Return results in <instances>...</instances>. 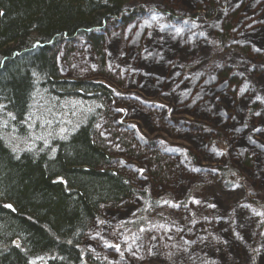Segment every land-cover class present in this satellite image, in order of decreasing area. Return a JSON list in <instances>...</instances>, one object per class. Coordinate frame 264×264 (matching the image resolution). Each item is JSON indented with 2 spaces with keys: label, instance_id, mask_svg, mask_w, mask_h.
Wrapping results in <instances>:
<instances>
[{
  "label": "rangeland",
  "instance_id": "374dc122",
  "mask_svg": "<svg viewBox=\"0 0 264 264\" xmlns=\"http://www.w3.org/2000/svg\"><path fill=\"white\" fill-rule=\"evenodd\" d=\"M125 10L98 43L55 46L63 78L112 89L95 137L138 192L101 207L87 251L101 264H264V0H129ZM52 98L60 131L97 106L78 97L70 115ZM33 111L30 128L48 129Z\"/></svg>",
  "mask_w": 264,
  "mask_h": 264
},
{
  "label": "trees",
  "instance_id": "16d2710c",
  "mask_svg": "<svg viewBox=\"0 0 264 264\" xmlns=\"http://www.w3.org/2000/svg\"><path fill=\"white\" fill-rule=\"evenodd\" d=\"M128 2L0 0V264H101L84 245L92 222L103 205L138 193L110 168L111 156L95 137L112 89L63 78L55 47L82 35L95 40L96 31L124 18ZM92 91L101 94H81ZM53 96L69 103V114L78 97L97 106L60 131L64 121L52 115L60 109ZM32 111L48 129L41 120L30 128ZM162 164L164 177L174 174ZM138 219L136 229L146 222Z\"/></svg>",
  "mask_w": 264,
  "mask_h": 264
},
{
  "label": "snow or ice",
  "instance_id": "6c2138e0",
  "mask_svg": "<svg viewBox=\"0 0 264 264\" xmlns=\"http://www.w3.org/2000/svg\"><path fill=\"white\" fill-rule=\"evenodd\" d=\"M8 207H12L11 205H8Z\"/></svg>",
  "mask_w": 264,
  "mask_h": 264
},
{
  "label": "water",
  "instance_id": "95a60500",
  "mask_svg": "<svg viewBox=\"0 0 264 264\" xmlns=\"http://www.w3.org/2000/svg\"><path fill=\"white\" fill-rule=\"evenodd\" d=\"M8 205H11V204H8ZM12 206V205H11Z\"/></svg>",
  "mask_w": 264,
  "mask_h": 264
},
{
  "label": "bare ground",
  "instance_id": "6f19581e",
  "mask_svg": "<svg viewBox=\"0 0 264 264\" xmlns=\"http://www.w3.org/2000/svg\"><path fill=\"white\" fill-rule=\"evenodd\" d=\"M102 117V116H101Z\"/></svg>",
  "mask_w": 264,
  "mask_h": 264
}]
</instances>
